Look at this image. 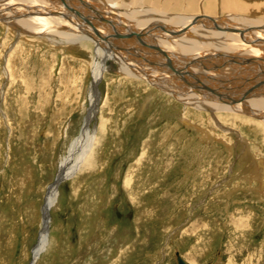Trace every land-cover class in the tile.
<instances>
[{"label":"rangeland","instance_id":"rangeland-1","mask_svg":"<svg viewBox=\"0 0 264 264\" xmlns=\"http://www.w3.org/2000/svg\"><path fill=\"white\" fill-rule=\"evenodd\" d=\"M78 51L0 23V264H264L260 121L187 107L112 61L91 151L57 183L90 108L94 55Z\"/></svg>","mask_w":264,"mask_h":264},{"label":"bare ground","instance_id":"bare-ground-1","mask_svg":"<svg viewBox=\"0 0 264 264\" xmlns=\"http://www.w3.org/2000/svg\"><path fill=\"white\" fill-rule=\"evenodd\" d=\"M0 23L20 41H59L94 55L88 116L57 183L91 151L89 125L110 61L129 81L151 84L187 107L244 115L264 127V0H0ZM57 187L48 192L36 256L48 242Z\"/></svg>","mask_w":264,"mask_h":264},{"label":"water","instance_id":"water-1","mask_svg":"<svg viewBox=\"0 0 264 264\" xmlns=\"http://www.w3.org/2000/svg\"><path fill=\"white\" fill-rule=\"evenodd\" d=\"M177 263L178 264H187L179 254H177Z\"/></svg>","mask_w":264,"mask_h":264}]
</instances>
